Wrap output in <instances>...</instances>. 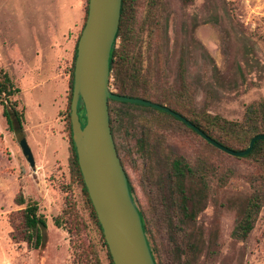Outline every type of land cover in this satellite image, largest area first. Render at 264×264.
<instances>
[{
	"label": "rangeland",
	"instance_id": "rangeland-1",
	"mask_svg": "<svg viewBox=\"0 0 264 264\" xmlns=\"http://www.w3.org/2000/svg\"><path fill=\"white\" fill-rule=\"evenodd\" d=\"M87 2L0 0V68L19 87L14 98L24 108L23 130L10 132L0 105V218L9 228L10 264H109L70 163L71 72ZM137 3L140 17L147 0ZM160 20L165 35L144 63L163 83L158 90L177 92L184 84L196 113L237 121L248 103L264 101V0H161ZM108 109L111 117L123 112L113 121V139L159 264H264V201L248 235L233 233L260 176L253 160L225 154L149 109L115 100ZM22 138L33 166L22 153ZM177 156L197 169L186 180L195 215L177 237L180 258L156 187ZM19 193L22 205L15 203ZM28 203L37 204L47 225L35 251L22 240Z\"/></svg>",
	"mask_w": 264,
	"mask_h": 264
},
{
	"label": "trees",
	"instance_id": "trees-1",
	"mask_svg": "<svg viewBox=\"0 0 264 264\" xmlns=\"http://www.w3.org/2000/svg\"><path fill=\"white\" fill-rule=\"evenodd\" d=\"M190 1L192 0H183V2L186 3ZM137 2L138 0H121L119 27L109 58V88H112V90L118 94L141 97L164 104L175 112L186 117L211 138L231 149H244L253 135L264 133L263 100L248 103L244 108L242 119L237 121L228 120L218 114H211L207 111L196 113L191 107L192 97L190 93H188L187 86L184 84H182L177 92H168L164 89L161 91L158 90L159 87L162 88L160 85L163 83L153 78L151 70L147 69L144 63L145 61H151L153 59L152 51L150 50L160 47L163 34L165 35L160 22L161 0H147L145 12L140 17H138L139 6ZM143 47L145 50H142ZM154 58H157V56H154ZM74 59L75 52L73 63ZM71 82L73 83V69L71 72ZM19 91V87L12 82L8 73L0 68V105L2 106V116L5 128L10 132H21L23 130L24 108L21 107L19 101L14 98ZM110 101L112 100H108V105ZM118 103L121 105L146 108L160 113L171 118L192 133L197 134L183 122L161 110L128 102L118 101ZM78 113L80 114L83 126L85 124V113L81 102L78 104ZM122 114L123 112L121 110L116 109L113 112L114 116H109L112 135L113 121H120ZM69 134L72 151L70 160L72 173L76 176L81 185L85 199L89 205L90 214L100 231L103 245L107 249L109 264H113L100 224L79 170L70 129ZM138 143L140 147H143V145H145V140H139ZM240 157L253 160L259 168L258 174L260 175L256 180L258 182H254L253 192L247 198L242 216L233 230V233L237 238H245L253 228L264 201V140L255 141L251 151L245 156ZM196 170L193 169L184 157L177 156L169 162L165 173L159 175L156 180V187L159 196L161 195V200L163 201V209L165 211L164 216L167 222L169 238L170 241L176 245L175 252L177 258L181 257L177 237H179V234L181 233L185 235L187 220L189 222L195 215V211L190 206L192 196L187 192L186 180L195 177ZM203 173L205 174V172ZM129 187L133 197L132 186L130 183ZM15 203L18 205L24 203L21 193L16 196ZM139 213L153 258L156 264H159V261L156 259L155 248L151 246L149 241V231L146 220L144 219L141 210H139ZM22 217L23 229L26 231L25 235L22 236V240L28 245H32V248L35 251L42 246L44 242L43 229L47 226L46 220L38 213L36 203H28L22 209Z\"/></svg>",
	"mask_w": 264,
	"mask_h": 264
},
{
	"label": "water",
	"instance_id": "water-1",
	"mask_svg": "<svg viewBox=\"0 0 264 264\" xmlns=\"http://www.w3.org/2000/svg\"><path fill=\"white\" fill-rule=\"evenodd\" d=\"M121 0H88L86 19L75 48L70 99V133L77 163L100 224L113 264H156L134 202L125 169L116 150L109 122L108 100L128 102L166 112L194 130L206 142L231 156H245L264 133L253 135L246 148L231 149L211 138L168 106L136 96L118 94L108 86L109 58L119 27ZM82 103V126L78 104ZM30 166L32 152L20 142Z\"/></svg>",
	"mask_w": 264,
	"mask_h": 264
},
{
	"label": "crops",
	"instance_id": "crops-1",
	"mask_svg": "<svg viewBox=\"0 0 264 264\" xmlns=\"http://www.w3.org/2000/svg\"><path fill=\"white\" fill-rule=\"evenodd\" d=\"M0 222L2 223L1 226L3 225V228L1 229L2 232V238L3 244L0 242V264H8V259H9V251L11 250L12 244L10 243V240L8 239V233H9V228L7 225L6 220L0 218Z\"/></svg>",
	"mask_w": 264,
	"mask_h": 264
},
{
	"label": "flooded vegetation",
	"instance_id": "flooded-vegetation-1",
	"mask_svg": "<svg viewBox=\"0 0 264 264\" xmlns=\"http://www.w3.org/2000/svg\"><path fill=\"white\" fill-rule=\"evenodd\" d=\"M119 155V154H118ZM121 160V159H120ZM121 163H122V161H121ZM123 165V164H122ZM124 167V166H123ZM125 169V168H124ZM125 172H126V170H125ZM126 174H127V172H126ZM127 177H128V175H127ZM128 181H129V178H128ZM129 183H130V181H129ZM133 191V190H132ZM132 194V193H131ZM133 197H134V195H133ZM134 199V202H135V197L133 198ZM136 204V203H135ZM137 206V205H136ZM138 208V207H137ZM140 210V209H139Z\"/></svg>",
	"mask_w": 264,
	"mask_h": 264
},
{
	"label": "built area",
	"instance_id": "built-area-1",
	"mask_svg": "<svg viewBox=\"0 0 264 264\" xmlns=\"http://www.w3.org/2000/svg\"><path fill=\"white\" fill-rule=\"evenodd\" d=\"M8 264H10V263H8Z\"/></svg>",
	"mask_w": 264,
	"mask_h": 264
}]
</instances>
